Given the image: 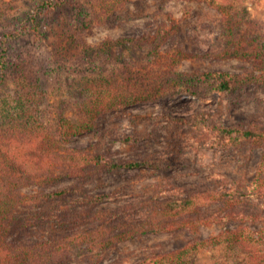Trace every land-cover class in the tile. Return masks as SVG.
<instances>
[{"label":"trees","instance_id":"obj_1","mask_svg":"<svg viewBox=\"0 0 264 264\" xmlns=\"http://www.w3.org/2000/svg\"><path fill=\"white\" fill-rule=\"evenodd\" d=\"M10 1L0 0V27H8L9 30L15 21L10 18ZM46 1L44 7L48 14L54 13L59 6L54 0ZM131 1L113 0L110 5L104 6L103 12L107 14L122 9ZM185 1L201 2L221 13L219 46L211 52L217 59L264 54V33L260 34L261 29L255 26L245 32L240 30L228 4L221 0ZM62 3L64 1L58 4ZM104 22L100 17L89 18L82 26H70L64 35L82 48L87 66L78 70L79 74H85L71 78L67 86L73 91V97L80 99L73 103V113L67 105L60 107L54 103L53 92L57 90L55 72L45 59L31 51L15 49L13 53L11 49L0 66V78L11 84V87H6L9 92L4 97V105H0V264H73L76 251L81 254L95 249L106 250L120 242L152 233L180 229L196 233L201 225L228 227L231 221L254 219L243 211L232 209L241 200L250 196L264 199V130L250 121L226 126L212 121L207 114L201 118L195 116L192 120L191 117L164 114L154 120L191 125L197 131L204 129L224 149L246 142L261 144L263 152L253 179L212 192L196 189L183 193L166 187L152 197L129 202L118 209L101 207L112 199V195H94L86 191L85 185L101 172L161 167L159 163L146 161L117 163L104 154H92L88 148L69 146L77 136L94 130L98 125L96 120L101 116L182 93L201 98L205 92L232 94L249 85L264 88V73L177 71L187 53L174 46L166 48L179 34V22L172 16L159 23L152 32L146 31L138 37L109 38L103 46L90 47L83 38L85 30ZM32 30L36 36L41 33L38 23L33 25ZM8 37L9 31L5 39L8 40ZM133 47L147 48L146 55L139 57L142 64L120 59L122 69L110 75L88 71L114 50L129 51ZM124 140L127 144L133 142L132 137ZM63 178H78L82 184L47 192ZM32 186H41L46 191L37 195L23 192ZM66 197L74 198L75 207L82 205L87 209H72L60 218L63 235L35 243L9 241L17 221L14 215L20 208ZM216 203L231 209L226 213L218 211L214 215L201 216L203 209ZM222 236L227 248L234 251L242 248L246 252L243 264H264V248L257 246L258 243L264 244L260 232L246 226L227 228ZM211 244L212 240H194L180 249L158 254L140 264H189L191 255Z\"/></svg>","mask_w":264,"mask_h":264},{"label":"rangeland","instance_id":"obj_2","mask_svg":"<svg viewBox=\"0 0 264 264\" xmlns=\"http://www.w3.org/2000/svg\"><path fill=\"white\" fill-rule=\"evenodd\" d=\"M59 7L48 14L45 0H11V19H15L9 30L0 27V66L11 49L26 50L45 59L55 72L57 90L53 101L57 106H66L73 113V91L67 87L71 78L79 77L78 70H84L85 58L82 48L65 38L69 27L83 25L89 18L105 20L99 25H91L85 30L84 41L90 47H100L110 39L138 37L146 31H153L168 16L179 22V34L166 48L178 47L187 57L178 66L179 72L228 71L234 73H264V54H251L246 58L217 59L211 52L219 46L221 13L206 4L185 0H132L122 9L103 12L104 6L113 0H54ZM58 1V2H57ZM228 4L235 17V24L245 32L251 26L264 33V0H221ZM54 4V5H55ZM56 5V6H57ZM41 27L36 36L32 27ZM257 28V30H259ZM256 30V31H257ZM9 31L8 40L5 39ZM146 47H133L129 51L114 50L112 54L94 65L96 69L110 75L122 69V62L142 64L139 57L147 53ZM105 58V59H104ZM99 67V68H98ZM87 73V70H86ZM11 84L0 78V105H4ZM64 102V105H63ZM164 114L190 118L204 117L231 126L243 121L256 123L264 130V88L249 85L232 94L205 92L197 96L182 93L176 97H166L155 103L138 104L120 112L105 114L96 120L97 127L77 136L69 146L88 148L92 154H104L117 163L153 162L160 168L142 167L117 169L114 172H101L85 185L89 194H110L112 199L101 205L102 208L118 209L142 198L152 197L166 187L179 189L183 193L192 190L218 191L230 188L236 182H248L255 176L261 154L259 143H242L237 147L220 148L215 138L203 129L195 130L191 125H177L155 121ZM126 137L133 142L127 144ZM82 182L78 178H63L50 190L77 187ZM41 186H32L23 192L37 195L45 192ZM79 200L77 203L79 204ZM87 208L74 206V198L44 201L30 207L20 208L16 213L15 227L9 241L11 243H35L63 235L60 218L70 211ZM231 209V208H229ZM220 203L203 209V215H214L228 210ZM237 211L254 217L251 221H231L228 227L201 225L196 233L180 229L169 232L152 233L123 241L106 250L77 251L73 264H140L158 254L163 255L182 248L194 240H212L213 244L191 255L189 264H239L244 263L246 252L227 248L223 232L227 228L250 227L264 237V199L248 197L241 200ZM58 223V224H57ZM260 249L264 244L258 243Z\"/></svg>","mask_w":264,"mask_h":264}]
</instances>
